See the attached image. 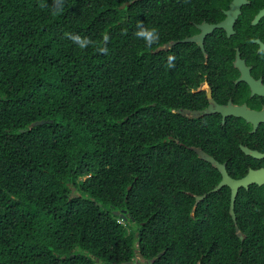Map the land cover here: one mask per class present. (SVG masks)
I'll return each instance as SVG.
<instances>
[{"label": "trees", "instance_id": "16d2710c", "mask_svg": "<svg viewBox=\"0 0 264 264\" xmlns=\"http://www.w3.org/2000/svg\"><path fill=\"white\" fill-rule=\"evenodd\" d=\"M191 3L64 0L53 14L54 0H0V264H123L136 250L154 264H235L254 242L236 235L228 187L195 211L189 194L222 179L189 147L226 163L220 115L173 111L193 108L200 72L226 61L206 63L193 43L156 53L193 35L177 6ZM141 22L159 45L134 35ZM250 195L238 194L239 222Z\"/></svg>", "mask_w": 264, "mask_h": 264}, {"label": "flooded vegetation", "instance_id": "af4514ba", "mask_svg": "<svg viewBox=\"0 0 264 264\" xmlns=\"http://www.w3.org/2000/svg\"><path fill=\"white\" fill-rule=\"evenodd\" d=\"M177 6L182 11L186 10L179 15L188 18L185 25L194 32L187 38H204V50L196 43L193 44L201 50L205 62L223 60L226 61V66L215 68L217 64L214 63L211 71L200 72L204 79L192 90L196 95L193 108L173 110L174 113L182 115L185 110L202 112L216 104L234 108L247 107L264 114V0H192L189 6ZM207 26H226V29L218 28L205 35L202 28ZM247 78L252 80L253 86ZM182 116L191 120L204 117ZM221 119L222 124H226V168L229 175L238 180L246 177L250 170L264 169V120L255 128L242 117L229 115L225 124L222 116ZM244 147L257 152L262 158L246 155ZM236 148L242 154L237 153ZM235 155L238 156L235 158ZM236 162L246 166V173L237 178L232 175L238 176L241 173L232 169ZM229 190L231 193L230 188ZM245 190L251 193L247 199L250 200L252 209L242 214L240 222L237 215L236 222L233 221L236 235L242 241L248 238L254 242L239 250L235 256L240 259L235 264H264V184H253ZM229 215L231 216L230 210ZM250 235L255 237H249ZM141 262L145 264L148 261L143 259Z\"/></svg>", "mask_w": 264, "mask_h": 264}, {"label": "water", "instance_id": "95a60500", "mask_svg": "<svg viewBox=\"0 0 264 264\" xmlns=\"http://www.w3.org/2000/svg\"><path fill=\"white\" fill-rule=\"evenodd\" d=\"M143 1V0H140ZM128 6H130V4H127ZM218 28H224L226 29V26H207L202 28L204 31V34H210L213 31H215ZM196 43L198 46H200L203 50H204V38L203 37H191V38H186L182 41H175L169 44H166L165 46H161L156 50V53L160 52V51H166V50H170L172 47L176 46L179 43ZM247 81L250 82L253 86V82L252 80H250L249 78H247ZM214 114H219L223 117V123L225 124L226 121V117H228L229 115H234L236 117H242L245 120H247L249 123H252L255 128L257 127L258 123L264 120V114L262 113H257L254 111H251L250 109H248L247 107H242V108H234L232 106L230 107H226V106H219V105H211L207 110L202 111V112H191L189 110H185L182 112V115H187L189 118H200L202 116H211ZM45 123H48L46 121H39V122H35L32 127H36V126H41L44 125ZM190 150L194 151L198 157L203 160L208 162L209 164H211L213 167H215L219 173L222 176V179L220 181V183L211 191H209L207 194L204 195H194L192 193H189L190 196L194 197L196 202H195V206H194V211L197 209L199 203H201L202 201H204L208 195L211 194H215L220 192L224 187H229L231 189V201H230V214L233 218V220L236 222V213H235V206H236V201H237V197L239 194L240 189H248L250 185L253 184H257V185H263L264 184V169H260V170H250L249 174L242 178V179H233L226 168V163H220L219 161H217L213 156L209 155L208 153H206L202 148L200 147H189ZM243 151L246 155L254 157V158H262V156L260 154H258L257 152L251 151L247 148H243ZM131 189V187H129V190ZM75 189H73V197H76L75 193ZM114 214L116 216H120L123 219H126L125 216V211L121 212H117L115 211ZM136 258L133 261L130 262H125L123 264H143L141 261L144 259L143 255H141L139 253V250H136ZM160 257V256H159ZM155 260H152L151 262L148 261L145 264H154ZM116 264V263H114Z\"/></svg>", "mask_w": 264, "mask_h": 264}, {"label": "clouds", "instance_id": "9594fccd", "mask_svg": "<svg viewBox=\"0 0 264 264\" xmlns=\"http://www.w3.org/2000/svg\"><path fill=\"white\" fill-rule=\"evenodd\" d=\"M54 5L55 6L53 8V14H60L63 11L64 0H54ZM41 6L43 7L44 5L42 4ZM122 34L126 35L127 34L126 30ZM64 35L65 37L72 39L73 42H75L78 45V47L81 49H85L89 44L93 43L88 38H81L78 35H72L70 33H65ZM134 35L138 39H143L145 41V47L147 48H151L154 45H159L160 43L159 30L155 27L147 28L143 25L142 22L137 24V31L134 33ZM109 40H110V37L107 34H105L102 38L103 45L102 46L98 45L96 48V51L98 53L107 55L109 51V49L107 48V44ZM175 59L176 57L174 55L172 54L168 55L167 63L165 67L168 69L174 68Z\"/></svg>", "mask_w": 264, "mask_h": 264}]
</instances>
